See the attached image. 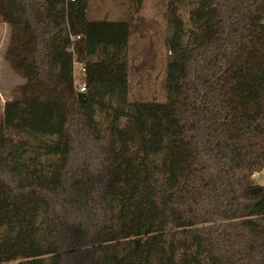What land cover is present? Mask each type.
<instances>
[{
    "label": "trees",
    "instance_id": "1",
    "mask_svg": "<svg viewBox=\"0 0 264 264\" xmlns=\"http://www.w3.org/2000/svg\"><path fill=\"white\" fill-rule=\"evenodd\" d=\"M182 1L165 100L130 102L128 20L0 0L24 79L0 119V264H264V0H188L187 22Z\"/></svg>",
    "mask_w": 264,
    "mask_h": 264
},
{
    "label": "rangeland",
    "instance_id": "2",
    "mask_svg": "<svg viewBox=\"0 0 264 264\" xmlns=\"http://www.w3.org/2000/svg\"><path fill=\"white\" fill-rule=\"evenodd\" d=\"M170 0H142L139 12L131 10L135 0H89V15L94 19L128 20L130 39L128 64L130 92L128 101L165 100L168 50L165 45V9ZM188 0L182 1L180 13L188 21ZM135 6V5H134ZM10 27L0 14V119L5 103L16 98L23 77L10 65L6 56ZM75 83L81 82L82 70L74 64ZM253 180L264 183V171L253 175ZM122 253L125 243L119 244Z\"/></svg>",
    "mask_w": 264,
    "mask_h": 264
},
{
    "label": "built area",
    "instance_id": "3",
    "mask_svg": "<svg viewBox=\"0 0 264 264\" xmlns=\"http://www.w3.org/2000/svg\"><path fill=\"white\" fill-rule=\"evenodd\" d=\"M71 1H74V0H71ZM75 64H77L79 68H81V69L83 68V64L82 63L75 62ZM77 87H78V90H79V93H80V92H84L85 91V87L86 86H85L84 83L80 82V84H78Z\"/></svg>",
    "mask_w": 264,
    "mask_h": 264
},
{
    "label": "water",
    "instance_id": "4",
    "mask_svg": "<svg viewBox=\"0 0 264 264\" xmlns=\"http://www.w3.org/2000/svg\"><path fill=\"white\" fill-rule=\"evenodd\" d=\"M78 97H79L80 100H83L84 97H85V93L84 92L78 93Z\"/></svg>",
    "mask_w": 264,
    "mask_h": 264
}]
</instances>
